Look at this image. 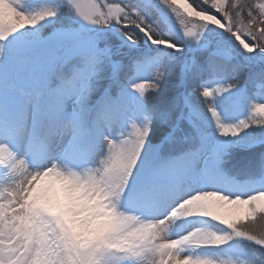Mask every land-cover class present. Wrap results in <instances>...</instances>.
<instances>
[{"label":"snow or ice","instance_id":"obj_1","mask_svg":"<svg viewBox=\"0 0 264 264\" xmlns=\"http://www.w3.org/2000/svg\"><path fill=\"white\" fill-rule=\"evenodd\" d=\"M0 264H264V0H0Z\"/></svg>","mask_w":264,"mask_h":264}]
</instances>
